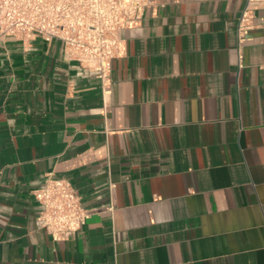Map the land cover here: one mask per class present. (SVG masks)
<instances>
[{
  "label": "crops",
  "instance_id": "1",
  "mask_svg": "<svg viewBox=\"0 0 264 264\" xmlns=\"http://www.w3.org/2000/svg\"><path fill=\"white\" fill-rule=\"evenodd\" d=\"M245 5L150 0L106 94L61 40L0 34V264H264V3L239 47ZM49 171L91 211L67 240L37 222Z\"/></svg>",
  "mask_w": 264,
  "mask_h": 264
},
{
  "label": "built area",
  "instance_id": "2",
  "mask_svg": "<svg viewBox=\"0 0 264 264\" xmlns=\"http://www.w3.org/2000/svg\"><path fill=\"white\" fill-rule=\"evenodd\" d=\"M150 0H0V34L31 40L37 36L63 42L65 58L78 60L100 79L104 94L112 84V62L126 49L122 31L141 23ZM246 0L237 27L239 47L254 28L255 7ZM242 52L239 51L242 66ZM264 72V63L260 65ZM116 184H109L110 192ZM40 204L37 222L54 240H67L91 216L73 183L53 171L34 190ZM113 204L109 210H113Z\"/></svg>",
  "mask_w": 264,
  "mask_h": 264
}]
</instances>
